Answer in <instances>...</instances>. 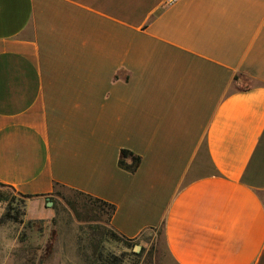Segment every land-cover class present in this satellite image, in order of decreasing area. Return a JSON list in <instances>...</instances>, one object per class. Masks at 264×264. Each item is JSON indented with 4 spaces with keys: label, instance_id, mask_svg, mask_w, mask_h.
<instances>
[{
    "label": "crops",
    "instance_id": "obj_1",
    "mask_svg": "<svg viewBox=\"0 0 264 264\" xmlns=\"http://www.w3.org/2000/svg\"><path fill=\"white\" fill-rule=\"evenodd\" d=\"M55 184L175 264H264V0H0V185L42 220Z\"/></svg>",
    "mask_w": 264,
    "mask_h": 264
},
{
    "label": "rangeland",
    "instance_id": "obj_2",
    "mask_svg": "<svg viewBox=\"0 0 264 264\" xmlns=\"http://www.w3.org/2000/svg\"><path fill=\"white\" fill-rule=\"evenodd\" d=\"M0 194L7 199L0 203V216L7 212L13 218L0 223V264H103L107 258L113 264H175L162 228L146 230L133 242L116 239L108 216L94 219L69 205L73 195L65 188L49 197L51 215L42 220L25 217L26 200L17 193L0 187Z\"/></svg>",
    "mask_w": 264,
    "mask_h": 264
},
{
    "label": "trees",
    "instance_id": "obj_3",
    "mask_svg": "<svg viewBox=\"0 0 264 264\" xmlns=\"http://www.w3.org/2000/svg\"><path fill=\"white\" fill-rule=\"evenodd\" d=\"M139 163H140V157L139 156L134 155L132 152H130L128 150H121L120 156L118 159L119 168H121L125 171H128V172H134L137 169ZM0 187L8 188V189L12 190L13 192H15L12 188L6 187L4 185H0ZM57 187L65 188L63 186L55 184L53 193L55 192V189ZM65 189H67V188H65ZM67 190L70 191L73 195L72 199L67 201V203H69V205H71L73 207L77 206L78 208H81L84 211H89L90 215L94 216V219L101 217L103 214H105L108 216V220H107L108 222L107 223H109V225H110L111 217L115 212V207L113 205L108 204L107 202H104L100 199L89 196L87 194H84L82 192H78V191H75L72 189H67ZM20 196L25 200L31 198V196H22V195H20ZM5 201H7L6 196H3L0 194V203L5 202ZM12 219L13 218L10 216V214H8L6 212L0 216V223H4V222L10 221ZM109 229H110V234L113 237H115L116 239L126 240V241H130V242H133V240H134V239L126 238L123 235L119 234L118 232H116L111 227V225H110ZM106 234H107V232H106ZM102 262H103V264H113V262H111L110 259L108 260V258L103 260Z\"/></svg>",
    "mask_w": 264,
    "mask_h": 264
},
{
    "label": "water",
    "instance_id": "obj_4",
    "mask_svg": "<svg viewBox=\"0 0 264 264\" xmlns=\"http://www.w3.org/2000/svg\"><path fill=\"white\" fill-rule=\"evenodd\" d=\"M133 250L137 252L139 250V246H134Z\"/></svg>",
    "mask_w": 264,
    "mask_h": 264
}]
</instances>
